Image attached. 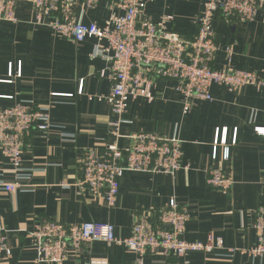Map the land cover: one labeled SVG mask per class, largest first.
Segmentation results:
<instances>
[{
    "label": "crops",
    "instance_id": "1",
    "mask_svg": "<svg viewBox=\"0 0 264 264\" xmlns=\"http://www.w3.org/2000/svg\"><path fill=\"white\" fill-rule=\"evenodd\" d=\"M202 2L151 0L142 14L158 25L171 17L164 27L189 40ZM81 9L78 2L83 24L98 28L111 15L106 0H100L94 9ZM14 12L15 22L0 21V110L16 104L47 108L49 129L46 133L32 129L23 137L17 173L0 153V181L21 186L13 194L0 191V225L11 249L10 258L1 264H42L27 235L39 222L108 223L116 237L128 238L133 222L141 215L154 218L171 200L189 216L182 240L206 244L212 236L214 248L210 253L189 252L182 258L148 254L144 264H264V258L240 253L257 244L252 222L254 212L264 206V136L254 131L264 127V86L247 85L233 91L214 84L209 89L211 100L197 102L186 115L174 81L157 80L151 89L152 102L130 99L117 145L126 148L127 136L138 132L177 138L182 168L172 176L125 172L116 203L108 208L102 198H94L78 186L83 152L113 141L110 131L116 117L106 100L110 81L99 75L107 64L91 57L97 43L106 46L107 42L86 38L74 44L59 38L48 27L33 23L27 1L18 2ZM212 29L219 48L212 68L251 72L264 82V6L250 22L216 17ZM217 133L218 141L224 138L229 148L226 161L223 146L217 147L212 159ZM212 167L221 168L231 178L227 196L206 185ZM217 240L222 242L220 247ZM231 249L236 252L229 254ZM91 259L135 264L132 252L103 242L83 244L62 264H87Z\"/></svg>",
    "mask_w": 264,
    "mask_h": 264
},
{
    "label": "built area",
    "instance_id": "2",
    "mask_svg": "<svg viewBox=\"0 0 264 264\" xmlns=\"http://www.w3.org/2000/svg\"><path fill=\"white\" fill-rule=\"evenodd\" d=\"M20 1L31 3L34 24L48 27L63 40L74 44L86 38L107 42L106 46L97 43L91 57L101 58L107 64L99 75L110 81L106 100L116 117L111 123L113 141L83 152L80 158L82 179L78 186L92 197L102 198L108 208L116 203L120 179L125 172L172 176L182 168L181 143L177 138L138 132L127 136L129 144L126 148L117 145L122 137V115L130 99L144 98L152 102L151 89L157 80L174 81L175 89L181 95L182 114L186 115L197 102L211 100L209 89L214 84L233 91L247 85L264 86L254 73L212 68L219 50L212 29L214 19L253 21L257 9L264 6V0H203L200 12L193 18L195 33L189 40L164 27L171 17L163 18L158 25L142 14L151 0H106L111 15L102 28L83 24L77 10L78 2L82 4L83 12L94 9L100 0H0V21L15 22V6ZM115 11L122 14L117 15ZM227 56H230L229 51ZM47 111V108L23 104L0 110V153L14 173L21 167L23 137L32 129L41 133L48 131ZM254 131L264 136V127H255ZM218 146L224 147L223 160H228L229 148L224 138L218 141L217 133L213 142V160ZM205 183L225 196L233 185L231 178L219 167L207 171ZM20 188L17 182L0 181V191L13 194ZM188 220L184 208L171 200L154 218L141 215L133 222L128 238L116 237L114 227L108 223L66 225L58 221L39 222L27 235L36 250L37 262L42 264H62L69 256L76 255L83 244L92 242L123 246L135 255V264H144V257L148 254L182 258L189 252L210 253L214 248L212 236H208L206 244L182 240ZM252 228L257 234V244L240 253L264 258V206L254 212ZM5 234L0 225V264L11 256ZM221 245V240H217L216 246ZM235 252L229 250V254ZM87 264L106 263L91 259Z\"/></svg>",
    "mask_w": 264,
    "mask_h": 264
}]
</instances>
